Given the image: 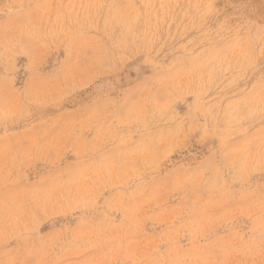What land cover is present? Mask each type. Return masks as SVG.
<instances>
[{"label":"rangeland","instance_id":"rangeland-1","mask_svg":"<svg viewBox=\"0 0 264 264\" xmlns=\"http://www.w3.org/2000/svg\"><path fill=\"white\" fill-rule=\"evenodd\" d=\"M0 264H264V0H0Z\"/></svg>","mask_w":264,"mask_h":264}]
</instances>
